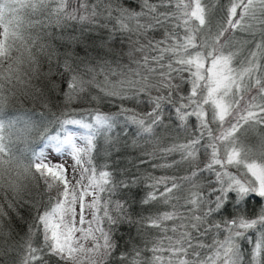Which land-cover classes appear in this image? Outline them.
Masks as SVG:
<instances>
[{"label": "snow or ice", "instance_id": "obj_1", "mask_svg": "<svg viewBox=\"0 0 264 264\" xmlns=\"http://www.w3.org/2000/svg\"><path fill=\"white\" fill-rule=\"evenodd\" d=\"M0 264H264V0H0Z\"/></svg>", "mask_w": 264, "mask_h": 264}, {"label": "trees", "instance_id": "obj_2", "mask_svg": "<svg viewBox=\"0 0 264 264\" xmlns=\"http://www.w3.org/2000/svg\"><path fill=\"white\" fill-rule=\"evenodd\" d=\"M156 35H157V37H159L160 33H156ZM87 106L88 105H79L78 107H87ZM93 107H94V105H93ZM140 107L143 108L144 106L141 105ZM29 109H34L36 111H39L40 105L39 104L33 105L30 102L20 103L18 100L13 99L9 103V105L6 107L7 118L10 119L12 117L14 119H20V121H21L20 125H23V122L27 119L26 113H27V110H29ZM101 111H103V112H114L115 108H113L112 105H110V104H103V105H101ZM101 163H102V161H101ZM145 191L146 190L139 191L137 193V199L142 197L145 194ZM137 207L139 208V205H137ZM24 214L27 215L26 212ZM251 214L252 213L249 212V215H251ZM130 231H131V234L133 236H135V230L134 229L129 230L127 227H123L121 229V233L118 234V236H117V239H118V242L120 245V248L118 249V251L126 250L128 248V245L125 243V241L128 239V234ZM120 235H123V239H120ZM136 242L139 243L138 240ZM244 247L248 248L249 246L247 244H245Z\"/></svg>", "mask_w": 264, "mask_h": 264}, {"label": "rangeland", "instance_id": "obj_3", "mask_svg": "<svg viewBox=\"0 0 264 264\" xmlns=\"http://www.w3.org/2000/svg\"><path fill=\"white\" fill-rule=\"evenodd\" d=\"M10 119H14V118L11 117ZM192 122L195 123L194 119H193ZM19 126H22V125H19ZM72 130H73V131H77L78 133L82 131V130H80V129L74 127V126L72 127ZM57 159H59V157H57Z\"/></svg>", "mask_w": 264, "mask_h": 264}]
</instances>
